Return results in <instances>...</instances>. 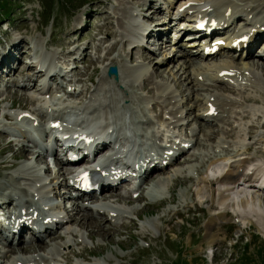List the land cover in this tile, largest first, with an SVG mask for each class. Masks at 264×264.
Here are the masks:
<instances>
[{
	"label": "rangeland",
	"instance_id": "obj_1",
	"mask_svg": "<svg viewBox=\"0 0 264 264\" xmlns=\"http://www.w3.org/2000/svg\"><path fill=\"white\" fill-rule=\"evenodd\" d=\"M147 1L152 3L173 1L174 3L178 0H11L8 4L4 3L3 8L7 9L9 14L1 15L4 20H0V61H4L1 59L6 55L8 46L19 45L23 50L30 47V50L33 51L37 48L38 54L56 56L55 61L59 66L69 65L72 67L76 63L77 69L72 73L74 75L72 84L77 83L78 88L83 87L84 90L73 99V102L92 104L93 99L99 96L102 99L101 91L109 90L110 93L115 94L108 101L109 109L114 106L115 113L122 112L118 111V108L124 99L131 101L136 113L132 114L130 118L126 117V121L133 124L134 127L140 125V121L148 117L156 120L163 114H175V112H162L164 107H168L169 110H177L182 113L178 120L180 125L182 123L185 125L189 121V126L179 129L181 136L190 137V133L194 135L196 132L199 144L184 155L190 164H177L160 174L151 183L150 186L162 180H166L165 184L172 182L171 185H168V190L171 188L173 194H166L167 203L159 205L160 207L158 204H152L147 196L149 190L143 188L142 201L131 202V205L114 203V206L129 218L125 215L120 218L119 222L115 220L111 222L106 215L107 219H102V217L97 218L93 213H90L89 215H94L97 220L93 219L91 223H88V214H75V207L72 208L74 203L67 201L65 203L69 208L66 207L60 212L67 216H73L74 220L51 238H45V241L42 242L43 245L40 244L42 247L40 249L35 245V242L30 245L34 250L29 253L19 252L11 256L8 253L9 248L0 249V264H10L18 257L31 261L37 259L39 260L37 264H45L48 261L61 259L57 252L66 255H71L73 252L72 256L66 260L73 261L75 264H178L182 261L187 264H212L211 258L208 256L211 253L210 249H213L212 252L216 256L213 259L214 264H264L263 228L252 221L253 227L246 233L239 223L240 219L229 213V211H233L230 207L225 209L229 213L227 214L229 216L225 218L230 223L227 233L215 230L216 227L210 230L207 235L201 233L200 230L204 226L203 217L211 213L210 210L221 211L222 209L219 206V196L214 192H211L213 196L210 194V190H214L210 184L212 182L203 184V180H201V184L198 181V177L202 179L206 176L209 165L222 160L223 155L234 153L240 149L246 150L247 145H252V143L261 144V139H264V117L261 116L264 115L261 113L264 111V93L255 92L257 89H253L254 86L244 85V88H238L239 91L236 87L210 80L204 82L203 85L196 83L197 86H194L191 84L192 79H195L192 75L193 72L201 71L202 74V70L205 69L201 66L205 67L209 63L202 65V63L192 62L193 60H184L186 58L165 59L166 50L151 43L147 49L134 48L132 54L135 56V61L130 62L129 57L126 56L129 53L130 45L125 43L130 30L129 13H133L137 17V21L145 25L161 21L162 15L155 13L152 6L144 8ZM251 1L249 2L251 6H249L245 2L240 1L241 3H239L238 0H234V3H237L234 4V12L240 10V12H245L243 10L255 6L259 7L254 15L255 18H263L264 0ZM214 2H205L201 9L215 6ZM171 17V25L172 22H179L177 16L173 17L172 14ZM237 21L243 20L237 19ZM181 22L180 25L186 23ZM81 26H83L82 36H80L81 31L79 32ZM137 30L139 29L137 28ZM151 34H153L152 31ZM256 49L258 52L254 50L250 56H247L244 63H248L251 68L255 84L264 85V61L258 57L261 54L260 50L261 52L264 50V44ZM82 50L83 53L79 55L82 56L74 62L75 57L72 55L74 53L78 55ZM256 54L258 58L254 57ZM105 55L111 60L114 59L113 61H116L120 67L123 77L120 78L121 82L117 84L114 81L110 82L105 75L102 69L106 64ZM233 60L235 59L233 58ZM228 62L237 64L234 67L239 68L243 64L241 61L242 64L239 61H232L230 58L220 57L211 61L209 67ZM16 64L11 63L10 66L14 67ZM19 65L22 66L15 69L17 72H14L15 76L12 75L13 70L11 71V69L2 68L0 70V80L5 83L2 86L4 89L0 90V118L3 114L14 113L11 109L12 106L15 108L31 107V102L37 96L38 85H29L25 90L20 88L21 84L25 83L23 77L27 75L33 78L31 76L34 73L32 70L26 69L24 63L21 62ZM140 68H146V71L136 81L131 72ZM4 71H11L12 74L5 75ZM242 71L244 73L243 69ZM209 74H213L212 69ZM246 74L250 75V72H246ZM201 77L204 76L200 75ZM123 79L126 80V84L123 83ZM207 82L209 83L206 84ZM110 83H113L114 86H111ZM120 85H124L125 89ZM51 93L49 92V96ZM162 93L172 99L163 104V101L157 99ZM214 96L222 100L219 115L211 125L204 123L201 126L202 119L200 120L198 117L199 112H205V114L208 112L205 103ZM228 101H234V103L238 101L242 104V108H238L237 104L230 105L231 103L229 104ZM34 107L36 106L32 108ZM236 110L239 113H236ZM242 111L246 113L241 114ZM2 124L3 122L0 120V127ZM251 125L255 129L250 135L252 139H245V134ZM9 135V132L0 130V195L2 190L8 187L14 188L22 196H26L23 191L24 187L31 181L40 178L48 181L47 187L56 189V182L54 183L56 186L49 182L55 177L59 179L57 170L48 171L49 169H47L45 172L34 164H27L25 160L17 159V156L25 155V150H20L16 143H11L13 138L8 137ZM258 139L260 140L258 141ZM260 144L253 148L255 154L264 150V145ZM248 151H250L249 153L253 152L249 149ZM180 158L184 159L182 156ZM11 166H18V170L12 172L15 178L8 173ZM44 166H47L46 163L42 165V167ZM187 168H191V170L187 171ZM168 179L172 181H168ZM30 188L32 187L30 186ZM197 189H201L200 191L204 192V196L207 195L208 198L210 195L212 196L206 205L202 206L198 200ZM243 189L239 190L243 191ZM121 191L118 192L120 195H122ZM112 195H115L117 200L124 202L133 200L132 198L124 199V196L120 197L117 193H112ZM257 196L261 198L264 205V193L257 194ZM171 201L175 205H170ZM185 201L193 202L190 206L194 207V211L190 213L184 211L179 218L173 217V210L180 209L181 203L184 205ZM57 202L61 205L64 204L62 200H57ZM198 204L202 208H199ZM209 221L208 223H210ZM104 229L112 231L105 233ZM98 230H102L101 233ZM240 231H244L246 234L238 242V245L233 247L236 243L234 238L243 233ZM228 235H232L233 238L230 240L228 238L229 241L225 242ZM59 236H63L62 239ZM67 245L68 250L63 251L62 247ZM79 253H83L85 256ZM2 255L7 258L3 259Z\"/></svg>",
	"mask_w": 264,
	"mask_h": 264
},
{
	"label": "bare ground",
	"instance_id": "obj_2",
	"mask_svg": "<svg viewBox=\"0 0 264 264\" xmlns=\"http://www.w3.org/2000/svg\"><path fill=\"white\" fill-rule=\"evenodd\" d=\"M197 1H204L205 2H209V1H215L214 4L216 5H221V7L223 8H217L216 5L214 6H210L206 9H199L198 11L201 12V16H202V19L204 18H208L210 23L213 22V20L216 18V15H219L223 21V25L224 27H229L230 25H233L236 23L237 19H239V16H243V18H246V19H243V21H248L249 19L252 20V23L255 28L257 29V25H259V28L260 30H258V34H261V33H264V20H261V19H264L263 18H255V14H256V11L259 7H250V8H247L246 10H243L245 12H240V11H237V12H234V8H235V5L237 3H234V0H208V1H205V0H197ZM237 1V0H235ZM245 2L247 3L249 6L250 5V1L251 0H238L239 3L241 2ZM262 0H253L251 2H260ZM184 3V2H183ZM202 2H200V4H204ZM235 4V5H234ZM257 6V5H256ZM161 8V7H159ZM158 8V9H159ZM223 9V10H221ZM189 11V10H188ZM187 11V12H188ZM184 13H176L174 16H177V20L179 22L182 21V16H183ZM261 20V22H260ZM243 21L241 22H237L236 24L238 23H242ZM185 25L187 23H184ZM168 23L167 22H164V25L166 27V30H168ZM190 26H193V24L191 25L189 23ZM137 28L139 29L138 31H141V26L136 24ZM157 26V25H156ZM154 26V28L156 27ZM180 27V25H178ZM158 27V26H157ZM246 29V28H245ZM245 29H241V31H244ZM83 30V26H81V30L79 29V32ZM153 30L152 26L149 27L148 29H146V34L150 33L149 35H152L151 34V31ZM153 32V31H152ZM154 33V32H153ZM218 33L217 32H213L212 34H210L209 37H214V35H217ZM148 37V35L146 36H142V40L144 41V39ZM262 40V39H261ZM257 42H255L254 44H256ZM25 47V46H24ZM138 47V46H137ZM135 48V47H134ZM133 48V49H134ZM28 51H30V49H21L19 45L15 46V45H10V47L8 46V50H6V55L4 57H2L1 60H4V61H0V70L2 68H8V69H11L12 70V66L11 63H19L23 60L24 56H26L28 54ZM248 51L249 53L246 54V56H239V61L243 62L242 66L239 68V67H234L236 66L237 64H234V63H222L221 65L218 64L216 65L215 67H209L208 69V72H207V68H205V70H202V74L200 72H193V76L195 77V79H192L191 81V84H193L194 86H197V84H204V82L210 80L212 82H217V83H222V84H228L229 86H232V87H236L237 90H239L240 88H244L243 86H249V87H253V89H257V91L255 92H260V93H264L262 91H264V85H261L259 83H256L255 84V81H254V74L253 72H251V68L249 67L248 63H244L245 60L247 59V56H250V54L254 51V47H249L248 48ZM75 52V51H74ZM71 54V53H70ZM75 55V53H74ZM143 57V56H142ZM146 57V56H145ZM229 57V56H227ZM105 58V61H106V68L112 66L115 64V61L109 59L108 57H104ZM133 60H135V56L132 57ZM28 59V58H27ZM167 59V57H166ZM168 59H173V58H169ZM205 60H208V59H211V58H203ZM108 60V61H107ZM111 60V61H110ZM261 60L264 61V52L261 53ZM227 62V61H226ZM103 69V68H102ZM212 69V75L209 74V71H211ZM242 69L244 70V73L242 71ZM141 73L146 71V68H141ZM205 71V72H204ZM246 72H250V77H248L249 75L246 74ZM264 72V71H263ZM25 75V74H24ZM35 75V73H34ZM41 75V74H40ZM200 75H203L204 77H201L200 78ZM39 77V75H37ZM191 77V76H190ZM29 76H24L23 77V81L25 82H29V83H32L33 80L35 79H32V81L29 80ZM31 79V78H30ZM209 81V82H210ZM235 81V82H233ZM209 82H207L206 84H208ZM250 83L251 85H246L247 83ZM197 83V84H196ZM239 88V89H238ZM240 91V90H239ZM40 95H44L43 93L40 94ZM174 98V97H173ZM157 99H159V101H163V104L167 101V100H171V98L167 97L165 94H160L159 97H157ZM221 99L220 98H217L216 96L214 97H211V99H209L205 105H208V108H207V113H209V107L212 105L214 107L217 108V110L219 111L220 108H221ZM113 102V101H112ZM118 103V102H117ZM162 103V102H161ZM228 103L230 105L232 104H237L239 106H237L238 108H242V104L241 103H238V101L236 103H234V101H228ZM161 107H164V105H161ZM91 109V108H89ZM164 113L166 112H175V114H170V120L168 121H160V124H162L163 126L161 127V129H166V125L167 124H170L172 126V128L174 130H176L177 126L176 127H173V125H175V121H173L174 119H177V118H181V115L182 113H180V111H175V110H169L168 107H164ZM162 110V111H163ZM234 111V110H233ZM244 111V110H243ZM241 112V114L243 113H246V112ZM235 112V111H234ZM239 113V111L236 110V113ZM252 112V110H251ZM205 113V112H204ZM204 113L200 112L199 115H203ZM261 113H264V111H262ZM165 117L167 115H164ZM243 116V115H242ZM255 116V115H254ZM259 116V115H258ZM262 117H264V115H261ZM229 117V116H228ZM215 117H213L214 119ZM244 118V117H243ZM246 118V117H245ZM108 120V119H106ZM179 120V119H177ZM145 122V121H143ZM148 126H151L154 124L153 121H149L148 123H144ZM157 131V132H156ZM169 131V133L171 134H175V131H171L170 129L167 130ZM153 133H156L158 134L159 133V129L156 128V130L152 131ZM23 133V132H22ZM214 136V135H213ZM193 137H196L195 134L193 135ZM245 138V137H244ZM177 139V138H176ZM246 139V138H245ZM178 140H176L175 143H177ZM199 142V138L196 137V143L193 144V143H190L189 146H191V148H194L197 143ZM10 145V144H9ZM178 145V149L176 150L175 154H177V152L180 151V149L182 147H180V145H182L181 143H177ZM258 145V143H257ZM188 146V147H189ZM251 146V145H250ZM262 146V145H261ZM253 147H250L249 150H252ZM256 151V150H255ZM26 152V151H25ZM101 152V151H100ZM246 153L245 154H238L236 157H232V156H226L223 160H220V161H215L213 163H211L209 165V167L207 169H209V172L211 173V175L213 176L214 178V182L213 183H210L212 184V189L214 190H210V194L211 192H214V194H217V196H219V205L222 206V209H226L228 207H230L231 209H233V211L237 214V218L240 219L241 221V227L243 229H251L253 227V224L251 223L252 221L253 222H256L257 224L256 225H259L263 228L264 230V205L262 204V200L261 198H259V196H257V194H260V191H258L257 194H253V192L255 191L254 188H255V180L254 179H251V178H246V175L244 174V169L247 165H251V162L254 160V159H257L258 160V164L257 166H263L264 165V150L260 151V152H255L253 151L250 155L248 154L247 157H245V155L247 153H249L250 151H248V149L245 151ZM3 153V152H2ZM26 156L25 159H27V154L25 155H20V156H17V158H21V159H24V157ZM239 158V159H236L234 160L235 158ZM184 158V157H183ZM186 159V158H184ZM184 159H180L179 161L177 160V162H181L183 160V164L184 165H188L190 164V161L188 159L184 160ZM234 160V161H233ZM153 163H156V159H153ZM229 163H231L230 165H228ZM2 164H5V163H2ZM6 165V164H5ZM4 168V167H3ZM12 168V166H11ZM27 169V168H26ZM36 169V168H35ZM48 169H50L48 167ZM18 170V169H17ZM16 170V171H17ZM47 170V169H46ZM165 170H168L165 169ZM38 171V170H37ZM158 171H164V170H158ZM223 171H226V173L224 174ZM1 173V172H0ZM159 175V174H158ZM21 178V177H20ZM58 177H56L57 179ZM153 178V177H151ZM206 178V179H205ZM210 177H204L202 178L203 180V184L204 183H207L209 184V179ZM148 178H146L144 182L147 181ZM193 179V178H192ZM168 181H172V180H169ZM166 180H162V182H160L158 185H157V190H155L156 194L157 195H163L164 192L167 190L169 193H172V190L171 188H169L168 190V185H171L172 182L170 184L166 183ZM57 183V182H56ZM218 185L219 186V189H215L213 188V186H216ZM250 185V186H249ZM56 186V185H55ZM166 186V187H165ZM202 186V185H201ZM211 186V185H210ZM53 187V186H52ZM240 187V188H239ZM241 188H244L243 191H240L239 189ZM52 189V188H51ZM197 193H196V196L198 198V200L201 202V203H204V204H207L208 200L210 199L211 200V197L213 196V194L210 195V198H208L207 195L204 196V192L200 191L201 189H197ZM32 191L35 192L34 188H32ZM203 194V196H202ZM207 194L209 195V193L207 192ZM2 196V194L0 195ZM142 195H140V198ZM110 197L112 199H116L117 198L115 197V195H110ZM10 199V205L12 206H15V200L13 198L12 195H10V197L8 198ZM133 199V198H132ZM5 200H6V197H2L0 199V203L2 204H5ZM128 201L129 203L133 202V200H126ZM172 202V201H171ZM83 204V203H82ZM82 204L78 203V206H76L74 208V211H75V214H88L87 218H88V223H91V220L93 219H96L97 218H101L102 219H107L105 218L104 215H102L100 212L96 213L90 209H88L87 207L83 208ZM9 205V206H10ZM212 205L214 206V203H212ZM90 211V212H88ZM111 212H115V210H111ZM94 214L96 217H94V215L90 216L89 214ZM96 213V214H95ZM225 213V210H222L221 212L217 213V214H214V216H212V219H211V222L210 223H207L206 224V228L210 231L212 229H214L216 227V225H218V218L220 216H222L223 214ZM98 215V216H97ZM122 216H125L124 213H121L120 211L117 212L116 214V218L117 219H120ZM93 217V218H92ZM64 219L65 217H61L60 219ZM85 218V217H84ZM31 219V218H30ZM101 219V220H102ZM108 219H109V216H108ZM74 220L73 216L69 217V222ZM84 220V219H83ZM82 220V222H83ZM100 221V220H99ZM81 223V222H80ZM93 224V223H92ZM82 225V224H81ZM94 226V225H93ZM100 226V225H99ZM97 227V226H95ZM62 229V228H61ZM60 229V230H61ZM99 229V228H98ZM97 230V229H96ZM93 231V230H92ZM102 230H98L99 233H101ZM112 230H107V229H104L103 232L105 233H111ZM25 232H28V231H25ZM59 231L57 232H53V233H49V236L48 238H51L53 235L57 234ZM97 232V233H98ZM112 235V234H111ZM63 236H59L60 239H62ZM66 237V236H65ZM92 238V237H91ZM212 238V237H211ZM93 239V238H92ZM38 240H43L42 237H39ZM45 240V239H44ZM64 240V239H63ZM212 241H215V240H212ZM212 243V242H211ZM45 244V243H44ZM43 244L41 243V246ZM40 245L38 246V249H40L41 247ZM31 247H19L18 249H12V251L14 252L13 254H17V253H29V252H32L34 249L31 248ZM42 248V247H41ZM31 251H30V250ZM67 249V246L63 247V250H66ZM72 253L71 252V255L69 254L68 256L66 255L65 258H68L69 256H72ZM76 254V253H74ZM80 255H84L83 253H79ZM75 256V255H73ZM85 256V255H84ZM3 259H5L6 257L4 255L1 256ZM76 257V256H75ZM77 257H79V255L77 254ZM85 258V257H84ZM28 260V261H27ZM66 260V259H64ZM14 262H19V263H22V264H34V263H38L39 261L38 260H30V259H23L20 260V259H16L14 260Z\"/></svg>",
	"mask_w": 264,
	"mask_h": 264
},
{
	"label": "water",
	"instance_id": "obj_3",
	"mask_svg": "<svg viewBox=\"0 0 264 264\" xmlns=\"http://www.w3.org/2000/svg\"><path fill=\"white\" fill-rule=\"evenodd\" d=\"M109 75L110 76H113L114 75L116 77V79H117L118 78L117 68L116 67L111 68L110 71H109Z\"/></svg>",
	"mask_w": 264,
	"mask_h": 264
},
{
	"label": "trees",
	"instance_id": "obj_4",
	"mask_svg": "<svg viewBox=\"0 0 264 264\" xmlns=\"http://www.w3.org/2000/svg\"><path fill=\"white\" fill-rule=\"evenodd\" d=\"M10 1L11 0H0V13H2V14L6 13V9L3 10V8H2L3 6L1 4H3V3H7L8 4V3H10Z\"/></svg>",
	"mask_w": 264,
	"mask_h": 264
}]
</instances>
